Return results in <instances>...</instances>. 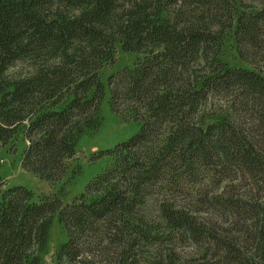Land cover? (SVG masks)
<instances>
[{
  "label": "trees",
  "instance_id": "1",
  "mask_svg": "<svg viewBox=\"0 0 264 264\" xmlns=\"http://www.w3.org/2000/svg\"><path fill=\"white\" fill-rule=\"evenodd\" d=\"M242 66L222 58L229 32ZM140 54L112 74L118 48ZM140 130L70 203L3 189L0 264H264V0H0V147L58 182L102 104Z\"/></svg>",
  "mask_w": 264,
  "mask_h": 264
},
{
  "label": "rangeland",
  "instance_id": "2",
  "mask_svg": "<svg viewBox=\"0 0 264 264\" xmlns=\"http://www.w3.org/2000/svg\"><path fill=\"white\" fill-rule=\"evenodd\" d=\"M222 58L232 66H242L236 42L234 29L229 32L222 52ZM140 54L125 52L118 48L114 63L104 67L102 79L108 82L110 75L115 74L126 67L133 66ZM109 90L102 104L101 113L104 118L103 125L97 131L85 135L78 144V157L76 164L78 171L74 175H68L64 179L54 182L42 178L27 171L22 166V157L27 142L19 137L15 143L18 146L17 153H13L10 145L0 147V177L3 180V189L16 185H25L30 188L35 199L39 200L45 195L60 193L66 204L70 203L77 195L82 193L87 184L98 176L109 165L111 158L103 156L96 159L100 152L115 147L119 142L130 139L140 130V124L135 121H123L113 113L110 107ZM67 233L59 222L58 216L53 222L50 239L47 248L42 253V264H58L57 257L61 245L67 240Z\"/></svg>",
  "mask_w": 264,
  "mask_h": 264
}]
</instances>
